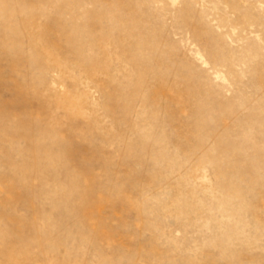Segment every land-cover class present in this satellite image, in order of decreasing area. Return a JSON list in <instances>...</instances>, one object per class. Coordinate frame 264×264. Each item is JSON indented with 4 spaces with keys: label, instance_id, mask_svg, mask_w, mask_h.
<instances>
[{
    "label": "rangeland",
    "instance_id": "374dc122",
    "mask_svg": "<svg viewBox=\"0 0 264 264\" xmlns=\"http://www.w3.org/2000/svg\"><path fill=\"white\" fill-rule=\"evenodd\" d=\"M0 264H264V0H0Z\"/></svg>",
    "mask_w": 264,
    "mask_h": 264
}]
</instances>
